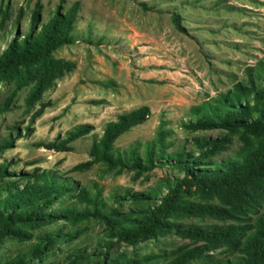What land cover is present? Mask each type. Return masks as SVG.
<instances>
[{"label":"trees","instance_id":"16d2710c","mask_svg":"<svg viewBox=\"0 0 264 264\" xmlns=\"http://www.w3.org/2000/svg\"><path fill=\"white\" fill-rule=\"evenodd\" d=\"M8 1L0 0V29L10 18ZM78 10V2L67 8L58 4L45 20L39 3L26 15L23 9L17 10L13 31L0 36V41H6L0 52V84L7 87L0 113L8 111L17 93L25 88L23 104L32 108L57 79L74 69L73 62L56 58L54 53L76 40ZM25 16L23 30L20 25ZM171 20L180 29L176 16ZM44 107L39 104L32 118ZM149 114V108L141 106L105 123L90 144V159L74 169L101 164L116 173L132 172L134 179L164 168L181 177L160 179L145 191L113 194L111 198L118 204L127 203L119 209L97 202L84 188L54 171L34 168L12 172L8 170L11 162L4 161L0 164V241L27 238V229L56 220L76 224L92 219L101 227L93 249L69 252L60 264H264V57L245 70L244 81L189 108L188 120L181 124L186 132H219L191 138V149L177 146L170 151L172 144L165 142L169 134L163 130L143 146L142 152L135 145L122 151L114 147L119 136L144 123ZM90 131L88 125H79L44 146L69 151L70 143ZM16 136L8 134L0 139V153L11 148ZM73 191L91 208L49 210L57 199ZM196 193L205 202L191 199ZM79 233L40 235L29 252L0 260V264L40 263L55 245ZM168 235L187 239L191 246L176 248L166 263H151L150 256L133 259L112 253L117 244L136 246Z\"/></svg>","mask_w":264,"mask_h":264},{"label":"rangeland","instance_id":"374dc122","mask_svg":"<svg viewBox=\"0 0 264 264\" xmlns=\"http://www.w3.org/2000/svg\"><path fill=\"white\" fill-rule=\"evenodd\" d=\"M73 2L79 3L76 40L58 49L54 57L73 62L75 67L57 79L32 108L23 104L25 88L17 93L9 110L0 113V139L17 135L11 148L0 153V164L10 161L8 170L12 172L54 171L84 188L97 202L125 208L127 203L118 204L111 198L113 194L145 191L160 179L181 175L156 168L133 179L132 172L116 173L101 164L80 171L74 167L90 159V144L105 123L141 106L150 110L147 120L119 136L115 148L122 151L135 145L142 152L159 130L168 132L165 142L172 144L170 151L177 146L193 148L190 139L195 136L218 135V131L189 133L181 124L188 120L190 107L244 81L245 70L264 57V0H9L10 18L0 36L13 31L18 9L26 15L39 3L45 20L56 5L67 8ZM173 15L180 29L172 22ZM20 26L26 28V16ZM5 42L0 41V52ZM6 95V85L0 84V106ZM41 103L45 104L42 113L32 118ZM79 125H88L91 131L70 143L71 150L45 148L44 144ZM191 199L205 202L198 193ZM69 208L91 207L80 202L73 191L57 199L49 210ZM100 228L94 220L86 219L76 224L56 220L27 229V238L0 241V260L29 252L40 235L79 231L76 238L60 242L40 263H33L60 264L69 252L92 250ZM181 246L191 244L168 235L136 246L117 244L112 253L133 259L150 256L151 263H166L172 259L171 252Z\"/></svg>","mask_w":264,"mask_h":264}]
</instances>
